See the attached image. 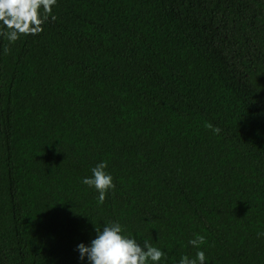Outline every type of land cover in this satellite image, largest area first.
I'll use <instances>...</instances> for the list:
<instances>
[{
	"label": "trees",
	"instance_id": "trees-1",
	"mask_svg": "<svg viewBox=\"0 0 264 264\" xmlns=\"http://www.w3.org/2000/svg\"><path fill=\"white\" fill-rule=\"evenodd\" d=\"M38 20L0 33V264H86L108 221L164 264L194 234L206 264H264V0H53ZM100 161L103 204L81 183Z\"/></svg>",
	"mask_w": 264,
	"mask_h": 264
},
{
	"label": "clouds",
	"instance_id": "clouds-1",
	"mask_svg": "<svg viewBox=\"0 0 264 264\" xmlns=\"http://www.w3.org/2000/svg\"><path fill=\"white\" fill-rule=\"evenodd\" d=\"M53 0H0V33L9 41L30 31V25L39 23L38 15L47 9ZM212 132L219 128L208 125ZM106 162L100 161L91 168V175L81 179V183L97 193L98 203L103 204L106 193L114 188L112 176L106 172ZM96 235L90 243H79L76 250L79 260L86 264H164L165 253L147 240L143 246L134 237L123 235L118 221H108L102 228H95ZM264 235V233H258ZM204 237L194 234L188 244L196 248L195 256L182 255L177 264H206V256L200 248Z\"/></svg>",
	"mask_w": 264,
	"mask_h": 264
}]
</instances>
